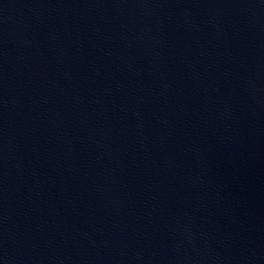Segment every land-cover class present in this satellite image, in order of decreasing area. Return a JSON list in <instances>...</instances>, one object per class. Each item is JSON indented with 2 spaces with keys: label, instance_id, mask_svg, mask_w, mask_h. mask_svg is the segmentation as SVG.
<instances>
[{
  "label": "water",
  "instance_id": "obj_1",
  "mask_svg": "<svg viewBox=\"0 0 264 264\" xmlns=\"http://www.w3.org/2000/svg\"><path fill=\"white\" fill-rule=\"evenodd\" d=\"M0 264H264V0H0Z\"/></svg>",
  "mask_w": 264,
  "mask_h": 264
}]
</instances>
